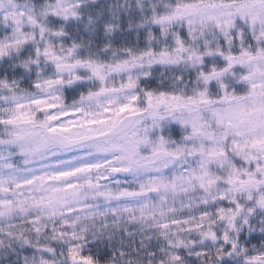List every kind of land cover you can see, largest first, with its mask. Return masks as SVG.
Wrapping results in <instances>:
<instances>
[{
	"label": "snow or ice",
	"instance_id": "6c2138e0",
	"mask_svg": "<svg viewBox=\"0 0 264 264\" xmlns=\"http://www.w3.org/2000/svg\"><path fill=\"white\" fill-rule=\"evenodd\" d=\"M0 264H264V0H0Z\"/></svg>",
	"mask_w": 264,
	"mask_h": 264
},
{
	"label": "trees",
	"instance_id": "16d2710c",
	"mask_svg": "<svg viewBox=\"0 0 264 264\" xmlns=\"http://www.w3.org/2000/svg\"><path fill=\"white\" fill-rule=\"evenodd\" d=\"M132 39H133V41H134V40H135V37L133 36V37H132ZM143 43H144V42H143V41H141V44H143Z\"/></svg>",
	"mask_w": 264,
	"mask_h": 264
},
{
	"label": "flooded vegetation",
	"instance_id": "af4514ba",
	"mask_svg": "<svg viewBox=\"0 0 264 264\" xmlns=\"http://www.w3.org/2000/svg\"><path fill=\"white\" fill-rule=\"evenodd\" d=\"M141 41H143V40H141Z\"/></svg>",
	"mask_w": 264,
	"mask_h": 264
}]
</instances>
